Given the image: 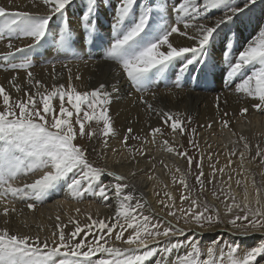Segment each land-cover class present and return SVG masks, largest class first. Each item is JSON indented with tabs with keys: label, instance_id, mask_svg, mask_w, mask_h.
Returning a JSON list of instances; mask_svg holds the SVG:
<instances>
[{
	"label": "snow or ice",
	"instance_id": "6c2138e0",
	"mask_svg": "<svg viewBox=\"0 0 264 264\" xmlns=\"http://www.w3.org/2000/svg\"><path fill=\"white\" fill-rule=\"evenodd\" d=\"M38 2L47 6L46 14L14 11L0 6V18H2L0 20V41L7 39L9 49L7 52L0 53V61L4 62L0 63V68H6V70L31 69L32 59L24 56L16 62L17 54L30 52L31 49L41 46V42L48 35L49 22L53 16L63 15L72 0H31L34 7ZM254 3L255 0H244L243 7H240L234 6L230 0H180L172 9L176 13L175 22L168 24L167 20L162 17L163 22L158 23L149 35L146 29L152 18L153 8L144 5L136 14L137 0H119L113 25L116 35L107 48L104 59L117 62L136 89L146 91L155 80L165 77L176 62L182 64L180 72H186L190 65L199 62L217 29L225 22L231 21L236 14L242 13L249 7V4ZM163 7L161 5V8ZM220 8L226 11L222 18L214 21L213 26L198 22L206 18L209 10ZM95 12L96 0H89L82 19L85 30L90 36L96 31ZM190 28L195 29V35H189L187 30ZM174 33L192 39L196 41V44L191 47L174 46L169 40ZM20 38H31L33 43L22 48L15 47L12 40ZM72 39L71 30L65 26L58 33L56 44L65 54L78 57L79 53L72 48ZM164 46L166 49L162 50ZM249 65H258V67H255L251 75L237 84L236 91L258 100L253 108L264 111V29L238 53L234 62H230L227 77L229 80L235 78ZM71 78L69 69V82ZM9 84L18 95L13 99L10 91L0 84V97H2V105H0V214L4 217L3 226H0V264H145L158 252L170 254L183 246V242L180 241L172 243V238L182 236L186 231H192L191 229L182 228L178 223L173 224L171 220H166L167 226H162L150 215H144L145 210H155L151 208L149 201L142 200V197L137 198L133 191H125L130 187L134 188L127 182V177L96 165L88 158L89 149L75 143L78 136L89 140L102 138L101 151L97 152L95 147L91 149L97 152V155H102L103 149L109 146V137L116 136L107 107L111 103V93L106 90L104 84H100L91 91H78L71 83L67 89L64 84H59L52 85L49 90L40 80L34 79L30 70L27 71L29 88L18 83L16 76L12 77ZM173 86L182 87L179 74L173 81ZM57 98L58 111L53 103ZM66 101L69 106H66ZM143 103L150 111L162 114L164 124H169L171 121L173 139L177 131L181 136L184 134L186 121L182 119L183 114L154 108L148 101H143ZM248 111V108H243L241 115ZM190 119V117L187 118L188 121ZM222 123L224 127L228 126L227 120ZM132 132V128L127 129L128 135L123 137V143L133 154V160L136 152L144 154L145 143H151L156 140L157 135L163 136L164 134L162 128L153 127L151 128V141L147 137H133L141 140L140 148H135L127 145ZM191 132L195 134L196 129L192 128ZM240 140L244 141V151L239 152L241 168H243V160L246 153L250 152V145L246 137L241 136ZM162 143L166 151L184 158L188 165L186 171L179 167H176L174 172L169 169L173 183L178 182L183 192L179 197V207L176 206L175 197L170 192L164 193L171 203H166L163 199L159 203L168 209L167 215L177 220L182 219L185 224L195 223L201 228L206 223L212 225L222 222L219 209L209 205L207 199L201 198L206 190L203 179L205 175L203 154L196 158L189 155L186 149L181 151L173 147L167 139H164ZM190 143L193 147H197L195 141H190ZM256 147V157H260L264 162V149H261L259 145ZM112 151L116 153L117 150L113 148ZM235 154L236 149L229 153L230 156ZM208 159H212L211 154ZM194 161L197 167L195 180L199 186L195 194L187 182V176L191 174ZM233 163L229 159L228 164L219 169L215 164L211 165L212 173L208 178V185H214L217 172L221 177L220 187L212 194L218 199L223 196L225 214H233L229 223L234 228L241 229L244 234H247L249 227L264 229V203L260 198V189L256 188V197L253 202L249 199L247 184L237 180L238 186L243 184L245 193L243 200L237 201L230 183L232 176L229 175L226 181L223 179L225 168ZM164 167L168 168L167 165ZM38 171H42L43 174L33 182H25L22 185L16 183L19 177H26ZM176 173H179V177ZM69 174H72V177L66 187L73 198H83L86 193L90 192L93 196H99L107 201L109 192L114 189L117 200L114 216L106 221L103 218L93 219L89 214L87 218L90 222L84 224L75 218H70L68 223L73 224L74 228L66 233L67 225L60 223V216L57 215V231H53L51 237L44 238L39 235H26L9 230L7 225L10 213H17V209L13 206L14 200L43 202L51 191L68 179ZM105 174L114 177L115 183H102L101 177ZM225 185H227V191ZM253 186H255V180H253ZM36 206V203H26V207L30 210L35 209ZM24 226L27 227V224ZM129 230L131 232L125 239V232ZM81 233L84 235L81 236ZM113 238L116 242H120L119 245L112 243ZM164 238H167L165 247H150V245H159L161 239ZM186 243L188 250L183 255H178L174 264H260L258 257H264V241L246 250L243 255H240L238 245H225L221 248L218 247V241H213L210 246L202 250L195 239L188 240ZM97 253L106 255L93 261ZM157 264H163V261H158Z\"/></svg>",
	"mask_w": 264,
	"mask_h": 264
},
{
	"label": "bare ground",
	"instance_id": "6f19581e",
	"mask_svg": "<svg viewBox=\"0 0 264 264\" xmlns=\"http://www.w3.org/2000/svg\"><path fill=\"white\" fill-rule=\"evenodd\" d=\"M179 2L180 0H137L135 12L138 14L144 5L153 8L152 18L149 27L146 29V32L151 35L152 29L158 23L163 22L162 17L167 20L168 24L175 22L176 13L172 9ZM230 2L234 6L240 7H243L244 4V0H230ZM88 3L89 0H72L63 13L69 21H65L61 14L53 16L49 22L48 35L41 42V46L31 49L27 53H18L16 62H19L24 56L30 57L33 66L29 70L33 73L34 79L40 80L49 90L52 85L59 84H64L67 89L71 83L78 91H91L99 87L100 84H104L106 90L111 93V103L107 107L113 127L116 130V136L114 138L109 137L108 148L103 149L102 155H97V152L101 151L102 138L89 140L78 136L75 143L89 149L88 158L96 165L106 167L109 171L127 177V182L134 188L130 187L125 191H133L137 198L142 197V200L149 201L151 208L155 210H145L144 215H150L154 221H159L162 226H167L165 221L171 220L173 224L178 223L180 227L192 230L186 231L182 236L172 238V243L183 242L182 247L175 249L170 254L158 252L156 256L150 257L145 264H157L161 260L163 264H174L176 257L183 255L188 250L186 242L191 239L198 241L202 250L210 246L213 241H218V247L221 248L225 245H238L240 255L264 241V229L249 227L247 234H244L241 229H236L229 223L233 214H225V205L222 203L223 196L218 199L212 194L215 189L220 187V173L217 172L214 185L207 183L212 173L211 165L215 164L216 168L219 169L227 165L231 159L234 163L225 168L223 179L226 181L229 175L232 176L230 183L236 200H243L245 195L243 184L239 186L236 184L237 180H241L247 184L249 199L255 201L256 188H259L260 198L264 203V162L261 161L260 157H256V146L259 145L261 149H264V111L253 108L258 100L236 91L237 84L251 75L258 65L247 66L239 76L237 75L231 80L227 77L230 62H234L238 53L264 29V0H255V3L249 4V7L242 13L236 14L231 21L222 24L214 33L210 44L206 46V52L199 62L190 65L186 72H180L182 64L176 62L165 77L155 80L146 91L137 90L117 62L106 60L103 57L116 35L113 25L115 24L119 0H96L95 21L99 23V27L103 28L99 32L102 35L101 46H92L93 44L86 43L88 39L85 37L88 34L82 17L87 10ZM161 5L164 7L161 8ZM0 6L14 11H29L39 14L48 12L47 6L38 2L34 7L31 0H0ZM225 11L222 8L209 10L206 18L198 22L213 26L214 21L222 18ZM65 26L72 32V48L79 53L78 57L65 54L57 47L58 33ZM181 30H184L182 25ZM187 31L190 36L196 34L195 29L190 28ZM169 40L174 46L191 47L196 44V41L177 33H174ZM7 43V39L0 41V53L9 51ZM12 43L15 47L22 48L33 43V41L31 38H20L13 39ZM87 46L93 49L97 48L95 51L86 53ZM164 49L166 46L162 48V50ZM203 59H207L209 63L202 62ZM0 63L4 62L0 61ZM69 69L72 77L70 82ZM29 70L0 68V84H3L6 90L10 91L13 99L18 94L11 88L9 81L13 76H16L18 83L29 88L27 85V71ZM177 74L182 80L181 88L173 86ZM31 91H35V89H31ZM143 101H148L154 108L163 109L165 112L183 114L182 119L186 121L184 134L181 136L177 131L173 139L170 128L171 121L169 124H164L162 114L150 111ZM53 103L57 106L58 111V98ZM0 105H2V97H0ZM66 106H69L67 101ZM245 107L249 111L241 115V110ZM188 117L191 118L190 121L187 120ZM224 120L228 121L227 127L223 126ZM153 127L162 128L163 136L157 135L155 141L145 143L143 146L144 154L141 155L136 152L133 160V154L123 143V137L128 135L127 129H133L127 145L140 148L141 140L133 137H147L151 141V128ZM192 128L196 129L195 134L191 132ZM241 136L246 137L250 145V152L246 153L243 160V168H241L239 158V152L244 151V141L240 140ZM164 139L169 140L173 147H177L181 151L188 150L189 155L196 158L203 154L206 190H209L211 202L217 206L225 222L222 224H205L201 228L195 223L185 224L182 219L177 220L167 215L168 209L159 203L162 199L166 203H171L164 193L170 192L175 197L176 206L179 207V197L183 192V188L178 182L173 183L169 169L174 172L175 168L179 167L186 171L188 165L184 158L165 150L162 143ZM190 141H195L197 147H193ZM93 147L97 149V152L91 150ZM113 148L117 150L116 153H113ZM233 149H236V154L230 156L229 153ZM210 154L211 160L208 159ZM253 157L256 158L253 159ZM164 165H167L168 168H165ZM191 173L197 175L195 161ZM42 174V171H38L26 177L21 176L16 183L18 185L25 182L31 183ZM176 175L179 177V173ZM71 177L72 174H69V182ZM253 180H255V186H253ZM101 182L114 184L115 179L105 174L101 177ZM187 182L193 191L194 186L197 185L196 181L191 180L190 175H188ZM225 190L227 191V185H225ZM193 194H195L194 191ZM26 203H36L37 206L30 210L26 207ZM13 206L17 209V213H10L9 224L7 225L9 230L26 235H39L44 238L51 237L52 232L57 231V215L60 216V223L67 225L65 232L68 233L74 228L73 224L68 223L70 218H75L84 224L90 222L87 218L89 214L93 219L103 218L106 221L109 217H113L117 200L114 189L109 192V199L105 201L99 196H93L90 192L86 193L83 198L76 199L70 196L67 187L62 189L57 186L43 202L14 200ZM77 209L80 211L77 212ZM239 214L241 215V213ZM3 220L4 217L0 214V226H3ZM25 224L27 227L24 226ZM130 232L131 230L125 232V239ZM83 235L84 233H81V236ZM112 243L119 245L120 242H116L113 238ZM166 243L167 238H164L161 239L159 245H150V247L163 248ZM105 255L97 253L93 257V261ZM258 260H260V264H264V257H258Z\"/></svg>",
	"mask_w": 264,
	"mask_h": 264
},
{
	"label": "rangeland",
	"instance_id": "374dc122",
	"mask_svg": "<svg viewBox=\"0 0 264 264\" xmlns=\"http://www.w3.org/2000/svg\"><path fill=\"white\" fill-rule=\"evenodd\" d=\"M66 16L63 14V18H65ZM65 21H69V20H67V18H65ZM95 25H96V29H98V30H96L95 31V34H94V36L93 35H89L88 33H87V31H86V33L88 34L86 37H85V39H88L87 40V44H88V42H89V44L90 45H92V46H94V45H97V46H101L102 45V40H101V37H102V35L99 33L100 32V30L101 29H103L102 27H99L98 25H99V23L97 22V21H95ZM100 40H101V42H100ZM92 41V42H91ZM97 48V47H96ZM96 48H89L88 46H87V49L85 50V52L86 53H90L92 50L93 51H95L96 50ZM105 55L103 54V57H104ZM202 62H204V63H209L208 61H207V59H203L202 60ZM242 73V72H241ZM241 73H239L238 74V76L241 74ZM193 173H191L190 174V178H191V180H195L194 178H195V174H193ZM203 179L205 180V178L203 177ZM196 181V180H195ZM208 181V180H207ZM69 181H68V179L67 180H65V181H63L60 185H59V187L60 188H64V187H66V185H67V183H68ZM66 184V185H65ZM205 184H207L206 183V180H205ZM198 185H195L194 186V188H193V191H194V193H196V190L198 189ZM202 199H207V201H208V203H209V205H213V206H215L212 202H211V198L209 197V190H205V192L203 193V195H202V197H201ZM215 208H217V206H215ZM241 215H243V213H241ZM220 220L222 221V222H218V223H223V222H225V220H224V217H223V215L220 213ZM239 222V221H238ZM207 224V223H206Z\"/></svg>",
	"mask_w": 264,
	"mask_h": 264
}]
</instances>
